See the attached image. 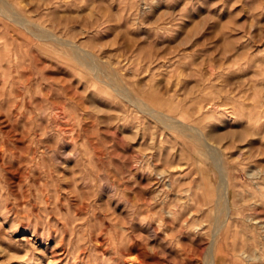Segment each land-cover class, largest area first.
Instances as JSON below:
<instances>
[{
  "label": "rangeland",
  "instance_id": "rangeland-1",
  "mask_svg": "<svg viewBox=\"0 0 264 264\" xmlns=\"http://www.w3.org/2000/svg\"><path fill=\"white\" fill-rule=\"evenodd\" d=\"M263 191L264 0H0V264H264Z\"/></svg>",
  "mask_w": 264,
  "mask_h": 264
},
{
  "label": "bare ground",
  "instance_id": "bare-ground-1",
  "mask_svg": "<svg viewBox=\"0 0 264 264\" xmlns=\"http://www.w3.org/2000/svg\"><path fill=\"white\" fill-rule=\"evenodd\" d=\"M165 117H166V116H165ZM171 122H172V121H171ZM181 124H183V123H181ZM204 140H205V142L208 143V144L212 143V142H209L208 137H206V136H204ZM217 147H218V146H217ZM207 148L212 149V150L210 151V153H211L212 156H214V151H213V149L215 148V149L217 150V148H216V147L213 148V147H211V146H207ZM218 149H220V148H218ZM219 151H220V150H219ZM215 152H216V151H215ZM217 152H218V150H217ZM206 153H207V152H206ZM219 153H220V152H219ZM220 154H221V153H220ZM207 156H208V155H207ZM216 157H217V158H216ZM220 157H221V156H219V155H215V158H216V160L218 161L217 163L219 164V170H220L221 180H222L221 183H222L223 187H225V186H226V181H227V180H226L225 169L223 168L224 166H222V164H221V162H220V161H221ZM210 158H211V157H210ZM221 158H222V157H221ZM211 159H212V158H211ZM212 160H213V159H212ZM219 162H220V163H219ZM213 163H214V162H213ZM217 163H216V164H217ZM224 165H225V164H224ZM216 167H217V166H216ZM215 183H216V182H215ZM221 183H220V185H221ZM217 185H219V184H217ZM214 186H215V185L213 184V187H214ZM217 187H218V186H217ZM217 187H216V188H217ZM220 187H222V186H220ZM220 187H219V189H220ZM210 188H211V187H210ZM216 188H215V189H216ZM227 188H228V187H227ZM219 189H218V191L221 190V189H220V190H219ZM226 190H227V189H226ZM210 191H212V189H210ZM216 192H217V189H216ZM263 192H264V191H263ZM213 193H215V191H214ZM215 194H216V193H215ZM215 194H214V195H215ZM217 194H218V193H217ZM214 195H213V196H214ZM220 195H221V194H220ZM224 195H225V194H224ZM225 196H227V195H225ZM213 199H214V198H213ZM222 199H223V197H222ZM225 199H226V197H225ZM203 201H204V200H203ZM222 201H224V200H222ZM205 202H206V201H205ZM205 202H202V203L205 204ZM228 202H229V201H228ZM208 203H209V202H208ZM210 203H211V202H210ZM214 203H215V202H214ZM224 203H225V202H224ZM221 204H222V203H221ZM200 205H201V204H200ZM216 205H217V203H216ZM219 205H220V204H219ZM222 206H224V205H222ZM226 206H227V205H226ZM202 207H203V206H202ZM207 207H208V206H207ZM219 207H220V206H218V208H219ZM225 208H226V207H225ZM197 209H198V208H197ZM200 209H201V208H200ZM212 209H213V208H212ZM212 209H211V210H212ZM223 209H224V208H223ZM227 209H228V207H227ZM198 210H199V209H198ZM208 210H209V209H208ZM213 210H216V209H213ZM213 210H212V211H213ZM192 211H194V210H192ZM217 211H218V210H217ZM222 211H223V210H222ZM213 212H214V211H213ZM223 212H224V211H223ZM208 213H209V212H208ZM208 213H207V214H208ZM213 215H214V214H213ZM217 215H218V214H217ZM217 215H216V216H217ZM224 215H225V214H224ZM224 215H223V216H224ZM192 216H193V213H192L191 217H192ZM220 216H221V215H220ZM228 216H229V215H228ZM207 217H208V215H207ZM250 217H251V216H250ZM252 217H253V216H252ZM193 218H195V217H193ZM217 218H218V217H217ZM201 219H202V218H201ZM203 219H204V218H203ZM206 219H207V218H206ZM252 219H253V218H252ZM199 220H200V219H199ZM199 220H198V221H199ZM214 220H216V219H214ZM217 220H218V219H217ZM226 220H227V219H226ZM212 221H213V219H212ZM221 221H222V220H221ZM227 221H228V220H227ZM201 222H202V221H201ZM219 222H220V221H219ZM216 223H217V222H216ZM222 223H223V221H222ZM225 223H226V221H225ZM225 223H223V224H225ZM196 224H199V223L197 222ZM200 224L203 225L202 223H200ZM212 225H214V224L212 223ZM219 225H220L219 223L216 224V225H214L213 230H212V233H214V230H217V231H218V229H219ZM220 226H222V225H220ZM225 226H226V225H225ZM205 227H206V226H205ZM206 228H208V227H206ZM206 228H204V229H206ZM221 228H222V227H221ZM195 229H196V228H195ZM210 229H212V227H211ZM219 230H220V229H219ZM221 230H222V229H221ZM223 230H224V229H223ZM201 231H202V230H201ZM201 231H200V232H201ZM210 232H211V231H210ZM210 232H209V233H210ZM202 233H204V232H202ZM205 233H206V232H205ZM221 234H222V232H221ZM233 234H234V233H233ZM208 235H209V234H208ZM213 235H215V234H212V235L210 236V237H212V238H211V240L209 241L210 243L208 242V243H209L208 246H210V245H211V242H213V241H212V239L214 238ZM218 235H219V234H218ZM218 235H217V236H218ZM233 237H234V236H233ZM214 239H215V238H214ZM217 240H218V239H217ZM200 241H201V240H200ZM203 241H204V240H203ZM203 241H201V243H202ZM218 241H219V240H218ZM224 242H225V241H224ZM201 243H200V244H201ZM214 243H215V242H214ZM222 243H223V242H222ZM212 245H213V243H212ZM216 246H217V245H216ZM206 247H207V246H206ZM209 248H211V247H209ZM218 248H219V247H218ZM198 249H199V248H198ZM198 249H197V250H198ZM242 250H243V249H242ZM242 250H241V251H242ZM219 251H220V250H219ZM239 251H240V250H239ZM209 252H210V251H209ZM216 252H217V251H216ZM253 252H254V251H253ZM243 253H244V252H243ZM209 254H210V255H209V256H210V259H212V261H210L209 264H215V263H214L215 260H213V258H214V256H215V254H217V253H214V252L211 251ZM200 258H201V257H200ZM203 258H204V257H203ZM204 263H205V262H204Z\"/></svg>",
  "mask_w": 264,
  "mask_h": 264
}]
</instances>
